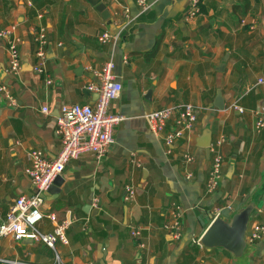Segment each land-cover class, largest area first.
<instances>
[{
	"label": "crops",
	"instance_id": "crops-1",
	"mask_svg": "<svg viewBox=\"0 0 264 264\" xmlns=\"http://www.w3.org/2000/svg\"><path fill=\"white\" fill-rule=\"evenodd\" d=\"M145 1L151 7L139 14L138 0H102L104 17L87 0H0V30L18 39L22 61L21 73L11 75L8 41H0V85L16 100L11 106L0 94V221L34 192L25 175L30 154L52 161L60 152L62 106H95L86 87L110 61L123 91L109 114L124 117L106 158L87 153L71 161L59 193L43 202L44 213L74 222L69 243L58 242L55 253L8 237L0 240V257L27 264H57L56 254L60 264H264V239L242 259L198 243L223 212L232 216L239 204L264 196V130L256 129L264 119V0H203L194 17L191 0ZM127 11L138 17L122 33ZM43 29L40 74L36 37ZM105 32L121 38L101 43ZM177 104L196 107L198 120L168 147L150 134L145 115ZM216 153L224 159L222 178L210 191ZM128 188L135 194L127 200ZM262 221L264 205L251 218L248 243ZM177 222L180 237L164 228ZM38 228L53 231L47 218Z\"/></svg>",
	"mask_w": 264,
	"mask_h": 264
},
{
	"label": "built area",
	"instance_id": "built-area-1",
	"mask_svg": "<svg viewBox=\"0 0 264 264\" xmlns=\"http://www.w3.org/2000/svg\"><path fill=\"white\" fill-rule=\"evenodd\" d=\"M203 0H191V9L188 12L189 17H194L200 12V5ZM140 13H145L151 5L145 0H138ZM138 17V16H137ZM137 17H131L127 11V22L122 28V33L136 20ZM121 38V33L112 35L105 32L100 35L101 43H113L114 45ZM8 41V51L10 52L9 73L18 76L22 71V61L19 51L18 39L12 38V31L0 30V41ZM36 41L38 50L36 52L37 65L34 70L37 73L45 74V61L47 55L48 41L46 30H40ZM127 63V60H124ZM115 64L110 61L100 70L94 73L98 80L92 82L86 87L87 90L98 99L95 106L81 104H67L62 106L61 114L57 119V134L61 141V150L57 157L50 161L45 158L40 151H34L30 154V166L25 170V175L31 181L34 192L30 196L20 197L15 206L4 221H0V240L11 237L15 241L31 239L45 244L56 252L58 242L67 245V231L74 224L72 220H58L55 214L44 213L42 205L43 196L46 194L54 181L64 174L67 166L73 160L78 159L84 154L93 153L98 160L106 158L116 144L114 133L116 128L124 121L121 115H111L109 110L112 102L117 100L123 91V86L119 78L114 74ZM50 83V81H48ZM0 94L6 102L15 106L16 100L11 96L7 87L0 85ZM237 110L241 111L237 106ZM43 114H48L47 107L42 108ZM150 134L156 139H163L168 147L185 139L193 130L198 120V109L191 104H177L163 109H159L145 115ZM169 129L167 130V128ZM256 129L264 130V119L260 118L256 124ZM167 130V131H166ZM187 162H193L191 156L186 157ZM224 159L221 155L215 154L212 163V169L209 176V190L213 191L218 187L222 178V167ZM191 179V176L187 177ZM127 200L135 194L131 188L127 189ZM49 219L53 225L51 233H43L38 228L39 224L45 219ZM167 231L174 233L176 237L181 236L182 226L179 222L166 225ZM140 231L132 233L136 239ZM264 239V221L256 223L250 232L249 243L251 245ZM200 244V241L198 242ZM57 264H60V257L56 254ZM0 264H27L19 260L6 259L0 257Z\"/></svg>",
	"mask_w": 264,
	"mask_h": 264
},
{
	"label": "water",
	"instance_id": "water-1",
	"mask_svg": "<svg viewBox=\"0 0 264 264\" xmlns=\"http://www.w3.org/2000/svg\"><path fill=\"white\" fill-rule=\"evenodd\" d=\"M101 1L102 0H87V2L94 6L97 11L101 12L104 17H109L106 6ZM75 45L78 48L82 47L78 43H75ZM95 96L96 99H98V95ZM203 147L209 152V142ZM62 181V177L59 176L54 181L49 191L44 194L43 199L46 200L53 193L58 194V189L61 187ZM263 205L264 196L259 202H248L247 200L246 203L239 204L232 216L230 212L226 210L221 217H217L213 221L205 235L201 238L200 244L209 249L223 248L232 253L237 259H242L246 254H251L253 247L248 243L247 237L249 224L253 214L257 210L262 209Z\"/></svg>",
	"mask_w": 264,
	"mask_h": 264
}]
</instances>
